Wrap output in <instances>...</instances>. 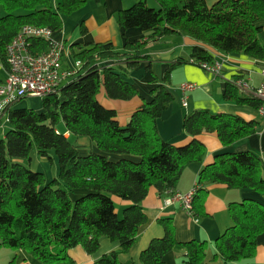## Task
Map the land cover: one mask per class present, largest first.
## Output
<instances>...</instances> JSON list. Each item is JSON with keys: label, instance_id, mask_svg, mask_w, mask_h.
Returning <instances> with one entry per match:
<instances>
[{"label": "trees", "instance_id": "16d2710c", "mask_svg": "<svg viewBox=\"0 0 264 264\" xmlns=\"http://www.w3.org/2000/svg\"><path fill=\"white\" fill-rule=\"evenodd\" d=\"M155 1L157 7L138 0L117 14L123 30L139 28L149 32V38L128 40L123 50L112 42L73 44L68 49L81 66L59 94L44 97L40 111L15 107L8 112L3 124L9 127L0 137V249L26 250L44 264H73L70 249L81 245L91 254L107 237L118 241L120 248L100 261L122 264L119 253L131 249L147 221L142 202L150 189L170 195L189 164L205 159L207 150L200 135L217 133L224 145H230L256 131L253 121L239 115L195 110L183 120L188 140L166 141L158 121L174 99L172 92L158 85L147 101L127 78L148 58L144 52L149 39L172 34L194 40L190 62L200 66L215 63L208 48L264 62V0H218L212 5L207 0ZM86 2L0 0V62L7 65V46L24 25L45 26L55 32L63 27L65 16ZM49 47L48 40L32 39L29 51L41 54ZM170 75L168 71L163 81H169ZM103 87L112 99L143 98L126 125L119 122L115 109L99 101ZM224 98L258 108L261 104L257 98L243 96L233 82L228 83ZM79 136L89 137L97 151L80 154L72 141ZM34 151L48 160L58 159V177L47 180L44 173L23 162L29 163ZM263 163L252 151L215 155L195 183L192 214L203 215L211 185L264 194ZM114 197L128 202L122 216ZM229 213L233 224L214 241V256L248 264L256 253L258 236L264 233V204L253 199L232 202ZM160 222L165 236L152 240L142 252L143 264H166L165 255L178 246L186 249L185 264L204 262L207 240L179 242L172 220Z\"/></svg>", "mask_w": 264, "mask_h": 264}, {"label": "crops", "instance_id": "0c3cea01", "mask_svg": "<svg viewBox=\"0 0 264 264\" xmlns=\"http://www.w3.org/2000/svg\"><path fill=\"white\" fill-rule=\"evenodd\" d=\"M216 1L218 0H207L209 5ZM128 2L130 3L131 0H100L99 2L87 0L79 10L64 17L63 27L54 32V37L66 42L69 48L73 44L112 42L117 50H123L128 40H146L149 38V32L139 28L125 31L117 22L118 12L127 8L126 3ZM261 24L264 27V22ZM193 45L194 40L182 34L149 39L144 52L148 58L143 59L139 67L134 69L130 77L127 78L147 101L152 99L151 91L158 85L163 84L172 92L174 99L158 121L162 138L172 143L187 141L188 134L183 129V120L186 114L195 110L239 115L246 121H253L256 131L230 145H224L217 133L205 132L200 135L207 153L203 161L193 162L184 170L177 185V191L182 193L192 190L202 168L213 161L217 154L252 151L264 159V117L259 113L258 107L224 98L228 83H235L240 78L249 82L250 85L258 87L262 83V63L242 53L227 54L208 48L215 58V62L220 64V70L216 74L190 62ZM64 59L65 68H74L75 59L72 57L71 51L68 50ZM1 71L3 76H1ZM168 71H171L170 80L164 82V76ZM7 74V67L0 62V83L6 79ZM184 83H195L197 86L194 90L183 91L181 87ZM238 89L243 96L252 97L248 92ZM142 97H134L131 100L112 99L104 87L98 95L99 101L104 106L117 111L118 120L122 125L129 122L132 113L143 103ZM184 101L187 102V105H184ZM17 107L30 106L26 100H22ZM42 107L39 104L33 105L31 108L40 111ZM8 127V123L0 126V128L6 129ZM65 135L69 137L70 133L67 131ZM75 146L82 155L97 151L96 145L89 137H76ZM52 162L50 166L47 158L39 156L37 151L31 154L30 165L34 171L45 174L44 168L50 169L47 180L58 177L60 173L58 159L55 157ZM77 195L81 194L78 192ZM168 196L160 195L155 188L150 189L142 202L147 221L141 226L137 240L131 249L119 253L118 259L122 264H143L142 252L152 240L165 236V228L160 222L163 218L172 220L179 242L208 241V254L201 264H245L243 261L227 262L220 255L215 257L214 241L233 224L229 213V206L232 202L253 199L264 204V194L249 188L235 189L220 184L211 185L210 191L204 199L203 215L190 214L180 202L166 205L165 200ZM115 198L114 201H118L122 208L128 205L127 201L115 200ZM119 210L117 209V212L120 214ZM257 244L254 257L246 263L264 264V233L258 236ZM119 248L118 241L105 237L101 240L99 249L94 253H88L81 245L73 247L69 253L74 260L73 264H103L100 261L102 257ZM164 260L166 264H185L186 249L178 246L165 255ZM9 262H12L11 264H44L26 250L3 247L0 249V263L8 264Z\"/></svg>", "mask_w": 264, "mask_h": 264}, {"label": "built area", "instance_id": "2783aa9c", "mask_svg": "<svg viewBox=\"0 0 264 264\" xmlns=\"http://www.w3.org/2000/svg\"><path fill=\"white\" fill-rule=\"evenodd\" d=\"M32 39H44L50 42L47 51L34 54L29 51ZM68 46L62 40L54 37V32L45 26L24 25L17 36L7 46V70L6 79L0 83V126L6 120L8 112L17 107L25 98L44 97L59 94L63 82L73 76L81 66L80 61H75L74 68L64 67V58L68 52ZM201 66L218 74L220 64L202 63ZM262 83L254 87L246 80L240 78L234 84L252 97L260 100L259 113L264 117V62L261 65ZM197 84L184 83L183 91L194 90ZM184 105L187 102L184 101ZM196 186V184H195ZM188 193L180 191L171 192L166 198V205L180 202L189 213H193V200L196 187Z\"/></svg>", "mask_w": 264, "mask_h": 264}, {"label": "rangeland", "instance_id": "374dc122", "mask_svg": "<svg viewBox=\"0 0 264 264\" xmlns=\"http://www.w3.org/2000/svg\"><path fill=\"white\" fill-rule=\"evenodd\" d=\"M138 0H131V2L129 3H126V5H127V8L128 7H130V6H132L134 3H136ZM148 4H149V6H151V7H157L158 5H157V3H156V1L155 0H148ZM264 38V37H263ZM65 60V59H64ZM64 62V61H63ZM64 65H65V62H64ZM1 76H3V73H2V71H1ZM72 77V76H71ZM70 77V78H71ZM70 79H68V80H65L63 83L65 84V83H67L68 81H69ZM24 100H26V102H27V104H28V106H30V108L33 106V105H39V104H41L42 105V99H40V98H35V97H33V98H25ZM4 125V124H3ZM3 127H5V126H3ZM60 128L62 129V130H64L65 129V126H64V124H61V126H60ZM8 129V128H7ZM7 129L6 128H0V137H2V136H5V134H6V131H7ZM72 141L75 143V137L72 139ZM48 160V159H47ZM23 162H25L27 165H29L30 167H31V165L26 161V160H24ZM48 162L50 163V166H51V164L53 163L52 162V160H48ZM52 167H53V165H52ZM32 168V167H31ZM45 169V176H46V178L48 177V173H49V171H50V169H48V168H44ZM54 169V168H53ZM51 172H52V169H51ZM52 178H53V175H52ZM51 178V179H52ZM117 198V199H116ZM115 198V200H118V199H120V198H118V197H116ZM116 203V207H117V209H120L119 211H120V215L122 216L123 215V209L125 208V206L122 208V206L120 205V203L118 202V201H115Z\"/></svg>", "mask_w": 264, "mask_h": 264}, {"label": "bare ground", "instance_id": "6f19581e", "mask_svg": "<svg viewBox=\"0 0 264 264\" xmlns=\"http://www.w3.org/2000/svg\"><path fill=\"white\" fill-rule=\"evenodd\" d=\"M70 78V77H69Z\"/></svg>", "mask_w": 264, "mask_h": 264}]
</instances>
